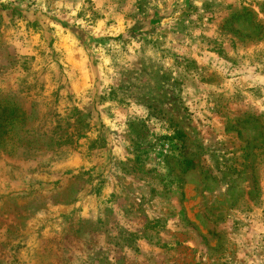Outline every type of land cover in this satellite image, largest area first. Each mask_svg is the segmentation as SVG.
<instances>
[{
    "label": "rangeland",
    "instance_id": "374dc122",
    "mask_svg": "<svg viewBox=\"0 0 264 264\" xmlns=\"http://www.w3.org/2000/svg\"><path fill=\"white\" fill-rule=\"evenodd\" d=\"M0 264H264V0H0Z\"/></svg>",
    "mask_w": 264,
    "mask_h": 264
}]
</instances>
